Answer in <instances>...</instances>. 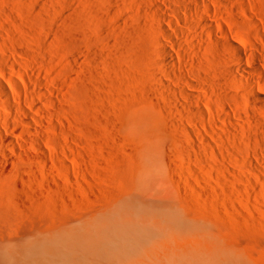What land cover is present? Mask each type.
<instances>
[{
    "label": "rangeland",
    "instance_id": "rangeland-1",
    "mask_svg": "<svg viewBox=\"0 0 264 264\" xmlns=\"http://www.w3.org/2000/svg\"><path fill=\"white\" fill-rule=\"evenodd\" d=\"M246 1L253 8L258 25L245 27L242 33L246 38L253 35L264 42V0ZM153 5V1L147 0H0V35L10 53L2 48L4 41L0 36V43L3 41L0 48L4 50L1 52L9 56L22 49L29 52V57L22 55L23 67L27 66V71L35 70H31L35 77L32 81L37 76L36 82L41 80L44 86L53 89V104L48 110L53 114L46 119L57 126L49 131L52 149L44 146L51 159L42 166L33 164L15 150L10 151L0 141V238L11 239L26 232L58 228L100 211L108 204L132 199L131 202H141L142 206L138 203L141 208L154 209L157 205L173 208L182 217L203 226L211 241L236 248L255 262H264V168L258 164L257 169H252L245 160L256 149L263 148L264 152L261 124L254 120L244 124L233 115L224 116L235 124L242 138L234 131L235 136L225 137L221 129L214 127L217 135L223 134L212 141L217 146L214 153L201 140L185 136L180 127L183 120L190 129L205 132L202 126L193 125L188 116L184 118L187 114L180 109L179 102L186 100L169 94L153 78L152 74L161 73L160 57L156 55L153 33L150 34L152 28L149 30L155 20L145 13ZM230 37L229 33L221 36L222 39ZM10 42L18 49H13ZM206 57L202 60L209 61L211 67H220L215 56ZM16 64L13 63L14 67L21 70L22 65ZM215 68L205 75L215 72ZM14 69L7 67L6 72L18 79ZM25 71L21 72L29 76L31 72ZM217 71L209 76L213 83L219 78ZM172 78L169 83L173 87L179 84L178 88L182 86L187 93L198 95V88ZM223 81L225 87L231 88V91L226 88L229 93L240 87L235 84L233 89V83L228 85L227 79ZM204 83H200L202 87H210L218 98H214L215 102L211 99L214 95L208 97L202 91L199 96L208 97L218 106L219 90L215 91L218 88L212 81ZM33 84L32 87L37 86L35 90L42 88L41 83ZM239 89L235 91L237 97L242 88ZM254 92L264 94V89L251 91L250 102L254 100ZM239 97L237 109L241 108L242 113L250 111H246L249 105L246 100ZM203 101L197 102L209 120ZM231 106L236 109L235 105ZM155 118L159 123L161 119H158L162 118L166 124H160L168 130L171 128V138L167 136L170 142L167 139L168 143L158 141L156 145L143 135L145 129L156 123ZM196 119L202 118L196 116ZM2 129L13 137L10 131ZM62 130L71 134L65 135ZM180 136L184 138L181 141ZM245 139L250 141L249 145H244ZM160 146L165 149L162 151ZM199 147L201 151L197 150ZM226 149H231L230 153ZM234 149L237 153L231 152ZM4 153L10 156L11 162L6 163Z\"/></svg>",
    "mask_w": 264,
    "mask_h": 264
},
{
    "label": "bare ground",
    "instance_id": "bare-ground-1",
    "mask_svg": "<svg viewBox=\"0 0 264 264\" xmlns=\"http://www.w3.org/2000/svg\"><path fill=\"white\" fill-rule=\"evenodd\" d=\"M148 1L150 3L153 1L155 4L153 5L155 6L153 7L154 9L151 7L152 9H149L145 13L147 14L146 16H152L153 20H155V24L149 30L152 28L150 34L153 33L152 41L154 47H156V55L158 54L160 57L158 64L161 67V69L159 68L161 73L152 74L153 78L161 88L168 90L169 94L171 93L174 97L180 96L181 99L186 100L185 102L177 100L180 105L177 106L187 114L186 117L184 115V118L187 119L188 116L193 125L196 127L202 126L203 132H205L204 134L192 128L190 129L187 126L188 122L185 123L183 120L180 123V127H182L185 136L191 140L194 138L201 140L208 145L210 153H214L217 151V146L212 145V141L221 135L219 132L217 135L214 131L215 129H221L225 137L230 134L233 137V135L237 134L242 138L241 134H238L239 130L235 124L230 123V120L227 121L226 117H224H228V115L229 117L233 115L235 119L244 124H250L251 120H254V122L261 124L260 131L264 135V94L254 92L253 102H250L249 99L251 91L256 90V88L264 89V78L262 76L264 68V53L262 51L264 49V42L261 39H256L253 35L246 38L244 37L245 34L243 35L242 33V29L245 27L253 28L258 25L257 19L252 13L253 8L250 3L246 0ZM144 3L146 4V2ZM145 9L147 10V8ZM139 12L142 13L141 11ZM140 13H138V16ZM170 30H173L174 33ZM225 33H229L231 37L222 39L221 36ZM2 40L4 41V37H2ZM2 40L1 43L3 42ZM7 42L9 44V41ZM2 45L4 49V46H6L5 41ZM12 45H14L13 42ZM12 45L13 49L16 48ZM3 49L0 48V78L5 83L0 79V126L8 132L10 131L13 137L7 135L8 133L5 130L6 133H4L3 129L0 128V141L9 150H15L19 154H23L27 160L40 166L48 162V159H51L49 158L51 154L48 157L44 148L52 149L49 131L57 127L53 123L51 125V122L49 123L48 119H46L53 114V112L50 114L48 111L53 104L51 97L53 89L51 88L52 90H50V88L43 85L44 82L39 79L42 75L38 77L40 80L38 83L35 81L37 80V74L35 75L36 79H34L35 77L32 74V71L35 72V70L29 69L30 71H27V66L23 67L22 59L26 57V54H28V57L30 56L28 51L26 53L23 49L16 50L17 53L15 55L18 57H16L17 60L14 57L15 55L9 56L1 52V50L4 51ZM22 55L25 57H22ZM209 55L211 57L215 56L219 60L217 66L220 64L218 68L222 73L220 78V72L217 71L218 68L215 66L217 68L215 72L219 73H216L219 78H216L214 83L213 78L211 77L212 80H210L209 76L215 75V72H211L212 74L210 73L209 76L205 74H209L208 70L212 71L215 67H211L208 64L209 61L206 63L202 60V57L208 56L209 58ZM206 58L204 59L206 60ZM13 61L19 67L22 65V69L15 68ZM210 61L212 62L213 60ZM7 67L15 68V76L18 77L21 83H19L18 79L10 76V73L6 72L8 70H6ZM22 70H26L28 73L31 72L30 75H32L28 76L26 71V74H24L21 72ZM205 71L208 73H204ZM32 77H34V81H32ZM172 77L178 83L181 82L189 87L198 88L197 91L199 93L202 91L205 96L214 95L215 97L211 99L215 101L214 98H218L216 97L217 94H213L209 89L210 87L207 88L204 85L202 87L200 84H205L204 82L209 84L212 81L215 87L218 88L215 91L219 90L217 92L220 101L217 103L219 108L216 104L215 107L212 100L211 104L208 97L201 98L199 93H197V96L189 94L183 90L182 86L178 88L179 84L177 88L173 87L172 83H169V78ZM223 79L230 80L226 84L233 83V89L236 87L235 84H237V87L240 86L242 88L241 91H239L240 87L237 88L239 89L238 93L241 98L243 97L246 100V104L250 105L248 106L251 109H248L247 106L246 110L250 111L242 113L240 111L241 108L237 109V105H240L239 96L237 97L238 94L235 92L237 89H235L234 93H229L231 88L224 86L225 82ZM33 83H37V85L41 83L42 85L40 84V86L42 88L35 90L37 86L35 88L32 87V85L34 86ZM226 88L230 91H227ZM22 92L24 93L22 94ZM168 98L167 100H170ZM199 100H204V103L206 102L209 120H206V112L198 104L202 102H197ZM226 100L230 103H225ZM171 104L172 102H170ZM231 104L235 105L236 109ZM181 114L183 113L181 112ZM196 116L201 117V121H198ZM162 118L158 120L161 119L160 123L166 124V121H163ZM155 120L156 123L154 124L153 122L151 127L145 129L143 135L153 140L155 144H158V141L165 142V140H169V134L172 133L171 128L169 129V133L166 125L160 124L157 118ZM60 125L63 126L62 124ZM214 127L215 129H213ZM62 133L65 135L71 134L69 132L66 134L63 130ZM15 136L20 137L21 139L19 138V140L21 141L19 142L17 139V142ZM240 137L239 139H241ZM176 139L178 140L177 136ZM181 139L184 138L181 137L179 140L181 141ZM248 139L244 140V145H247V143L249 145L250 141ZM168 140L166 143H168ZM165 144L163 147L167 145ZM223 144L227 148V145ZM154 147L156 148V146ZM160 147L162 151L165 149L162 146ZM21 149L24 150V152L22 151L23 153ZM260 149L254 150V155L248 156L247 159L245 158L246 164L250 168L252 167V169L256 168L258 164L264 168V152L262 151L263 148ZM35 150L39 153L33 154L32 152ZM197 150L201 151L202 149L200 150L199 147ZM230 150H227V152ZM235 151L234 149L231 152L234 153ZM3 158L6 160V163L8 161L11 162L8 154L4 153ZM35 172H38V170ZM34 174L36 175L37 173ZM55 174L60 175L58 172ZM64 174L66 173L64 172ZM255 175L257 176V174ZM131 201L127 199V201L122 200L119 203L108 204L103 209L101 208L100 211L92 212V214L80 217L71 223L51 230L37 233L26 232V234H21L20 237L11 239L0 238V264H264L261 261L255 262L250 260L249 257L236 248L215 243L213 239L211 241V236L209 238L203 226L182 217L183 215L178 214L173 208L171 210L169 207H164L165 205L163 207H159V205H157L158 207L154 206V209H148V206L147 208H141V202L133 201L136 203L135 205Z\"/></svg>",
    "mask_w": 264,
    "mask_h": 264
}]
</instances>
